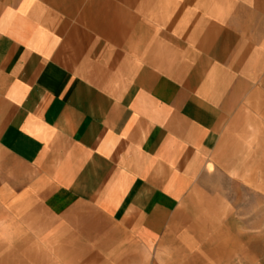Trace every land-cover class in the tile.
Returning a JSON list of instances; mask_svg holds the SVG:
<instances>
[{
  "label": "crops",
  "instance_id": "0c3cea01",
  "mask_svg": "<svg viewBox=\"0 0 264 264\" xmlns=\"http://www.w3.org/2000/svg\"><path fill=\"white\" fill-rule=\"evenodd\" d=\"M253 11L250 0L5 4L0 264H261L262 237L234 227L248 220L233 199L259 188Z\"/></svg>",
  "mask_w": 264,
  "mask_h": 264
},
{
  "label": "rangeland",
  "instance_id": "374dc122",
  "mask_svg": "<svg viewBox=\"0 0 264 264\" xmlns=\"http://www.w3.org/2000/svg\"><path fill=\"white\" fill-rule=\"evenodd\" d=\"M10 1L12 0H0V10ZM250 8H255V11L252 12L253 15H250V30L257 33L259 42L260 40L263 42V45L259 47V54L264 58V0H250ZM257 86L261 89L262 93L255 97L254 101L258 102L259 109L252 113L257 116L258 125L255 124L256 126L254 127L251 124L254 125L255 122H250L249 130L250 132L254 130L255 134L252 135V133H250L249 138L250 140L256 137L258 139L257 142H252L250 147L258 153L254 160L255 164L258 166L256 172L259 180V188L257 191L253 190L251 186L248 190L245 188L234 190L233 199L241 198V201L244 202L243 207H237L235 210L243 211L244 217L242 219L248 220L246 223H234V227L248 230L250 234H252V232H259V236L262 237V244L259 240V247L261 245L264 247V76L258 80ZM256 216L260 217L262 221L254 222V220L256 221L257 219H253V217L256 218ZM259 257L261 259V264H264V255Z\"/></svg>",
  "mask_w": 264,
  "mask_h": 264
}]
</instances>
